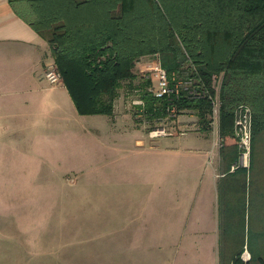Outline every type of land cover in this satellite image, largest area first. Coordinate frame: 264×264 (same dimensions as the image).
Instances as JSON below:
<instances>
[{"label":"rangeland","instance_id":"rangeland-1","mask_svg":"<svg viewBox=\"0 0 264 264\" xmlns=\"http://www.w3.org/2000/svg\"><path fill=\"white\" fill-rule=\"evenodd\" d=\"M156 59L158 54L142 57L133 84L123 83L116 100L123 117L81 115L77 131L63 132L54 141L61 144L40 154L30 145L0 147V264H204L200 242L186 238L206 218L213 220L216 212L208 208L218 203L212 180L202 175L207 160L189 152L208 146L210 136L220 144L219 130L201 131L192 109L161 121L137 111V85ZM158 126L168 134L150 137ZM241 151L250 167L252 144L251 153L243 146ZM220 177L222 188L225 174ZM246 195L239 213L249 243L255 212ZM221 199L216 210L224 260L223 191ZM246 249L252 259L248 244ZM256 250L264 254V244Z\"/></svg>","mask_w":264,"mask_h":264},{"label":"trees","instance_id":"trees-1","mask_svg":"<svg viewBox=\"0 0 264 264\" xmlns=\"http://www.w3.org/2000/svg\"><path fill=\"white\" fill-rule=\"evenodd\" d=\"M10 2L16 13L50 43L63 82L80 114L114 115L123 83L133 84L138 77L135 67L144 56L158 54L172 77L196 80L194 85L203 84L212 97L221 77L220 136L226 162L224 250L228 254L224 260L220 254L221 264H245L242 254L246 244L252 252V259L246 264H264V254L257 253L254 242L260 229L255 222L257 213L254 211L249 243L243 237L239 213L248 194V167L232 169L241 156L235 135L240 105L247 104L253 109L252 146L257 149L264 141V0ZM151 84L152 80L146 77L137 85L145 102L136 105L137 111L146 119L161 121L169 117L168 108L175 106L179 114L186 109L194 110L199 129L211 130L210 96L194 98L181 89L178 95L157 98L150 91ZM261 157L258 167L254 153V171L264 170V150ZM235 175L238 190L234 196ZM250 179L254 185L255 179Z\"/></svg>","mask_w":264,"mask_h":264},{"label":"crops","instance_id":"crops-1","mask_svg":"<svg viewBox=\"0 0 264 264\" xmlns=\"http://www.w3.org/2000/svg\"><path fill=\"white\" fill-rule=\"evenodd\" d=\"M53 62L55 59L48 40L16 13L10 0H0V147L30 145L35 153L40 154L41 150H45L49 145L61 144L54 141L62 138L63 132H66L67 136L69 133L72 135L73 127L77 131L81 115H89L79 113L63 80L55 84L47 80L45 71ZM118 116L123 117L118 114L115 105L114 115L109 117L115 121ZM123 120L125 121L124 118ZM210 138L208 146L196 147L197 153H189L202 155L203 160H207L206 164L210 165L209 169L205 164V172L202 175L206 180H212L214 190L211 189L216 191V202L220 206L221 193L223 191L225 194L226 191L225 186L221 188L219 185L220 176L226 175V162L222 151L217 152L214 139L211 136ZM143 141L137 139L138 143ZM155 146V143L150 145L152 148ZM167 150V153L174 151ZM263 150L264 141L257 145V149L252 146L251 164L248 167L250 177L255 179L253 185L250 177L248 178V196L253 211L257 213L256 227L260 228L254 236L255 249L257 243L264 244V213H258L264 212V170L254 171L252 159L255 153L259 167ZM236 177L237 175L234 176V196L238 190L235 185ZM217 206L208 208L213 210V213L216 212L213 220L208 222L206 218L199 229H195L194 233L186 238L189 243L200 242L204 249H201V256L206 260L203 261L204 264H221V223L217 217V210L221 206L218 209Z\"/></svg>","mask_w":264,"mask_h":264},{"label":"built area","instance_id":"built-area-1","mask_svg":"<svg viewBox=\"0 0 264 264\" xmlns=\"http://www.w3.org/2000/svg\"><path fill=\"white\" fill-rule=\"evenodd\" d=\"M154 63L156 64L155 69H153L152 72L149 70L150 73L147 75V77L152 80L150 91L157 98H163L165 96L171 95L172 93H176L178 95L180 94L181 89L186 90L188 95L194 98L210 96L213 102V111L211 114L210 124L213 127V129L215 128L214 130L217 131L219 130L218 134L220 136V107H221V101L219 95L220 84L217 86L216 95L212 97V95H210L209 91L205 88L203 84L194 85V83L197 82L196 80L183 79L178 77V75L177 76L174 75L172 77L169 74L168 70L162 65L160 59L158 60L156 59ZM45 77L52 84L61 82L63 80L62 74L55 62L51 63L46 68ZM172 81H175L174 85L172 84ZM135 103H137L138 105L145 104L144 99L140 97ZM168 111L170 118L172 117L176 118L177 116L180 115L175 106L169 107ZM248 119H249V124H246V121ZM162 134H168L167 128L158 126L150 131V137H156ZM235 135L239 139L240 149L243 146L248 150V152H250L251 144H252V135H253V109L250 105L242 104L238 107L236 112V121H235ZM220 140H221L220 144L221 146H223V140L221 136H220ZM220 144L218 141H215L214 147L216 148ZM247 154L248 153L245 152L243 154V158H245ZM241 157H242V151L239 161L236 164H234L232 167L233 170L239 166L248 167V164L246 162L242 163ZM242 258L244 261H249L251 259V253L249 252V250L246 249L243 252Z\"/></svg>","mask_w":264,"mask_h":264}]
</instances>
